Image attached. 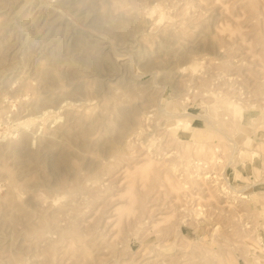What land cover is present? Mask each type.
I'll use <instances>...</instances> for the list:
<instances>
[{"label":"rangeland","instance_id":"obj_1","mask_svg":"<svg viewBox=\"0 0 264 264\" xmlns=\"http://www.w3.org/2000/svg\"><path fill=\"white\" fill-rule=\"evenodd\" d=\"M0 264H264V0H0Z\"/></svg>","mask_w":264,"mask_h":264},{"label":"bare ground","instance_id":"obj_2","mask_svg":"<svg viewBox=\"0 0 264 264\" xmlns=\"http://www.w3.org/2000/svg\"><path fill=\"white\" fill-rule=\"evenodd\" d=\"M262 70V69H261ZM150 161V160H149ZM151 162V161H150ZM152 162H153V160H152ZM149 165H150V163H148ZM153 165V164H152ZM209 177V176H208ZM222 179V178H221ZM211 180H212V177H211ZM213 182V181H212ZM229 186V185H228ZM222 188H224V185H222ZM225 188H226V185H225ZM219 189V188H218ZM224 190H226V189H224ZM232 190V189H231ZM232 192V191H231ZM235 192V191H234ZM226 194H227V192H226Z\"/></svg>","mask_w":264,"mask_h":264}]
</instances>
